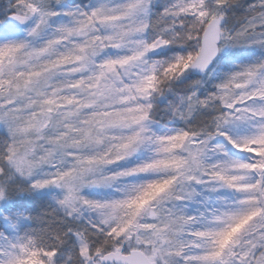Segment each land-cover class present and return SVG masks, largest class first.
Segmentation results:
<instances>
[{
  "label": "snow or ice",
  "instance_id": "obj_1",
  "mask_svg": "<svg viewBox=\"0 0 264 264\" xmlns=\"http://www.w3.org/2000/svg\"><path fill=\"white\" fill-rule=\"evenodd\" d=\"M0 264H264V0H0Z\"/></svg>",
  "mask_w": 264,
  "mask_h": 264
}]
</instances>
